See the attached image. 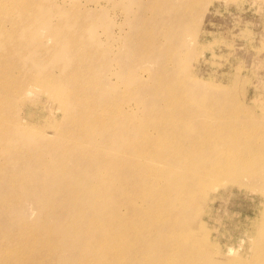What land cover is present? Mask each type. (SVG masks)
<instances>
[{
    "label": "rangeland",
    "instance_id": "374dc122",
    "mask_svg": "<svg viewBox=\"0 0 264 264\" xmlns=\"http://www.w3.org/2000/svg\"><path fill=\"white\" fill-rule=\"evenodd\" d=\"M141 220L111 264H264V0H13L0 264H87L102 258L85 236ZM43 223L58 256L23 262L24 229Z\"/></svg>",
    "mask_w": 264,
    "mask_h": 264
},
{
    "label": "bare ground",
    "instance_id": "6f19581e",
    "mask_svg": "<svg viewBox=\"0 0 264 264\" xmlns=\"http://www.w3.org/2000/svg\"><path fill=\"white\" fill-rule=\"evenodd\" d=\"M10 3H13V0H0V6H1L0 10L1 11L6 10L8 4H10ZM28 9H29V5L25 4L22 11L25 12ZM174 86H176V85H174ZM172 88L178 89L179 85L176 87H172ZM184 88H185V86H184ZM166 95H167V97L170 98L171 96L177 95V94H171L169 92L168 93L165 92V96ZM179 97H181V95H179ZM170 105H171L170 107L172 108V109L170 108L171 109L170 113H172L175 110V106H174V104H171V103H170ZM175 138H176L175 136L171 137V139H175ZM171 139L167 138L166 140H171ZM175 146L178 147L177 145H175ZM162 153L164 154V152H162ZM95 179H96L94 182L95 184L93 185L94 188L91 190V192L102 194V192H99L100 191V183L99 182L101 180L100 175L96 176ZM156 187H157L156 185H153V184L150 185L149 190L151 193L149 192L148 194H145L144 198H146L149 195V196H151V198L154 199L155 196L152 197L151 194L154 190L158 189V188L155 189ZM167 192H169V190H167ZM167 192H166V194H167ZM137 196H140V195H137ZM136 199H139V197H136ZM168 200H169L168 196H159V197L156 196L154 203L159 204V203L163 202L162 205L161 204H159V205L165 206ZM136 204H138L137 201H136ZM97 208L98 207H96L95 211H90V212H92V213H90L91 218H92L90 221L99 220V217L101 215L100 214L101 209H99V208L97 209ZM65 214H69V210L62 213V215H65ZM166 215L167 214H166L165 210L161 209L157 213H154V220L160 219V218H162V216L166 217ZM72 217H73V214L69 216L70 221H72ZM143 221L144 220H141V222H139L140 224L139 223L138 224H134V223L128 224L125 221L120 223V221H119L118 223H116L115 225H112L110 227V230H108L106 232V236H102V234L85 236L86 237L85 238L86 245L88 247H92L93 251L99 255V258L101 257L102 259H97L96 261H92L91 260L92 258L83 259L82 262L83 263L88 262L87 264H91V263L92 264H111L113 261L116 260V258L118 256L121 255V251H122V248L124 246L130 247V246H133L134 243L140 241V232H141L140 229L142 228V224H144V227H145V225L147 224V222L149 220L147 219L146 223ZM92 222L96 225H98V223H99V221H92ZM37 226L38 225H36V227H34V228H25L23 231L24 237L28 240V243H29L28 244V246H29L28 250L29 251H25L26 256H22L20 258V260H22L23 262L27 261L30 253H37L36 255L41 257V259L52 260V259L56 258L60 252V245L56 246L55 245L56 242H55V240H53V227H52L53 225L49 224V223H43V224L39 225L38 227ZM121 231L122 232L127 231V233H125L123 236ZM119 234H120V236H119ZM170 235L171 236L173 235V238H175V239H179V236H180L179 233H176V232L174 234L170 233ZM31 243H34V244H31ZM116 243H119V244H116ZM52 246H55V247H52ZM36 248H38L39 251L35 250ZM5 249L10 250V251H8L9 255H10L9 252L14 253L17 251L16 246H14V247L13 246H11V247L5 246ZM18 250H20V247ZM18 254L20 255V252ZM22 255H24V254H22ZM104 257H105V260H104ZM169 257H172V256H169ZM172 260L173 259H166V261H164V264H171ZM1 264H3V262Z\"/></svg>",
    "mask_w": 264,
    "mask_h": 264
}]
</instances>
